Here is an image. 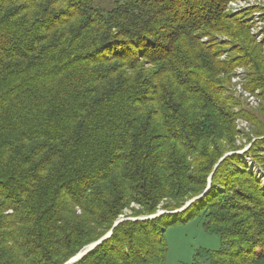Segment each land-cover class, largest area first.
<instances>
[{"label":"trees","instance_id":"16d2710c","mask_svg":"<svg viewBox=\"0 0 264 264\" xmlns=\"http://www.w3.org/2000/svg\"><path fill=\"white\" fill-rule=\"evenodd\" d=\"M228 1L0 0V264H65L109 232L72 264H167L195 218L221 244L191 264H264V188L225 156L259 116L222 86L251 66L264 95V59Z\"/></svg>","mask_w":264,"mask_h":264},{"label":"rangeland","instance_id":"374dc122","mask_svg":"<svg viewBox=\"0 0 264 264\" xmlns=\"http://www.w3.org/2000/svg\"><path fill=\"white\" fill-rule=\"evenodd\" d=\"M225 13L231 16V18L238 19L242 25L246 26L247 31L252 39V44L250 45L257 46L259 50L257 53L264 59V0H229L225 6ZM216 37L220 38L218 41H216L220 45H227L226 47H228V49H231L234 46V41L229 36L221 34L216 35ZM208 40L209 36L202 38V41L204 42H207ZM218 43L217 46L220 47ZM233 55H236V52L230 53L229 50L222 53L220 59L228 61ZM251 72V66H237L231 72L229 79H227L228 81L222 85L223 88L226 89L225 95H230L234 98L233 102H235V104H232V107L235 112L238 113L247 111L259 116L257 121H249V119L245 118V115H240V117L236 119V145L237 147L241 148L232 152H227L225 156L238 154L241 161L247 165L249 172L252 173L259 181H261L262 187L264 188V166L256 163L252 154L249 153L251 149L252 152H255L256 150L262 151V147L258 146L256 150L253 148L260 144V141L264 139V112L262 111L264 108V95L262 94V89H255L253 91L250 90L251 92L245 90ZM221 78L223 80L226 79L222 75ZM258 123L263 125V133L261 134V131L258 130ZM211 178L212 177H209L210 181ZM208 190L209 187L205 193H207ZM159 211L164 210L159 209L157 212ZM142 217L144 218L146 216L125 217L122 215L119 220H139L137 218ZM166 237L169 244L167 264H191L196 253L200 249H218L221 244L220 237L217 234L209 233L205 230L200 218H195L186 223L169 227L166 231ZM89 246H87V248ZM87 248L83 249L82 251L86 250ZM88 252H90V250L85 252L82 257H84ZM205 259L206 258L204 256H201L198 260L202 264H209V262L205 263Z\"/></svg>","mask_w":264,"mask_h":264},{"label":"water","instance_id":"95a60500","mask_svg":"<svg viewBox=\"0 0 264 264\" xmlns=\"http://www.w3.org/2000/svg\"><path fill=\"white\" fill-rule=\"evenodd\" d=\"M197 198H198V197H197ZM197 198H194L193 200H191L190 202H188V203L186 204V206L190 205V204H191L194 200H196ZM186 206H185V207H186ZM182 210H183V208H182V209H179V210H177V211L171 212V213L181 212ZM165 212H167V211H159V212H157V213L154 214V215L146 216V217H144V218H143V217H142V218H137V219H139V220L151 219V218H155V217H157V216H159L160 214L165 213ZM121 221H123V220L120 219L119 221L116 222L115 225L119 224V222H121ZM111 234H112V232H109V233H108L104 238H102L100 241L91 244L88 248L86 247V248H87L86 250H87V251H89V250L91 251V250H92L93 248H95L97 245L101 244L103 240H105L106 238L110 237ZM86 250H84V251H82L81 253L77 254L76 256H74L73 258H71V259H70L67 263H65V264H70V263H73V262L79 260V259L84 255V253L87 252Z\"/></svg>","mask_w":264,"mask_h":264}]
</instances>
